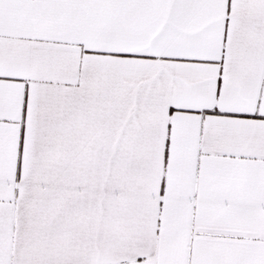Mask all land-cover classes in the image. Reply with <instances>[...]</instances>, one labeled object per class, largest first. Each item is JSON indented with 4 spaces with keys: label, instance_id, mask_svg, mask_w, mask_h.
I'll list each match as a JSON object with an SVG mask.
<instances>
[{
    "label": "snow or ice",
    "instance_id": "obj_1",
    "mask_svg": "<svg viewBox=\"0 0 264 264\" xmlns=\"http://www.w3.org/2000/svg\"><path fill=\"white\" fill-rule=\"evenodd\" d=\"M0 264H264V0H0Z\"/></svg>",
    "mask_w": 264,
    "mask_h": 264
}]
</instances>
